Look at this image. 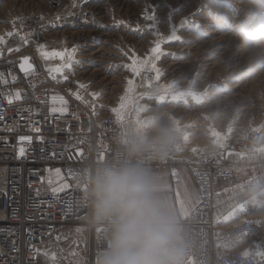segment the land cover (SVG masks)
Segmentation results:
<instances>
[{
    "label": "built area",
    "instance_id": "2783aa9c",
    "mask_svg": "<svg viewBox=\"0 0 264 264\" xmlns=\"http://www.w3.org/2000/svg\"><path fill=\"white\" fill-rule=\"evenodd\" d=\"M82 4L85 0H68L66 10L26 14L13 30L16 35L0 43V63L18 66L26 50L43 44L61 24L86 25ZM20 74L19 84L0 88V264H37L43 253L58 250L66 238L75 239L83 230L87 264H97L108 244L109 226L92 219L87 179L96 167L127 159L138 135L123 129L100 95L72 90L38 67L29 76ZM144 78L151 81L154 74L146 72ZM54 97L66 102V114H60ZM175 135L176 143L165 156L145 154L139 162L148 169H164L174 185L180 183V168L190 169L198 198L186 220L178 223L187 228L183 264H264V256L242 247L252 220L218 230L213 216L216 186L234 176L231 156L245 159L258 153L262 132L241 130L221 145L197 148L186 156H179L187 149ZM55 168L60 176L51 181ZM63 184L69 188L54 195L53 189Z\"/></svg>",
    "mask_w": 264,
    "mask_h": 264
},
{
    "label": "rangeland",
    "instance_id": "374dc122",
    "mask_svg": "<svg viewBox=\"0 0 264 264\" xmlns=\"http://www.w3.org/2000/svg\"><path fill=\"white\" fill-rule=\"evenodd\" d=\"M67 3L68 0H0V38H5L9 36L7 33L13 32L15 26L19 23L21 16H25L26 14L29 15L33 11L43 9L56 11L60 8V10H66L68 6ZM252 3L253 0H124V2L123 0H87V2L85 0V4H82L81 6H84L86 14H89L88 23L83 26H77L71 23L61 24L52 30L48 39L44 41V44L41 46H43V50L50 53L56 51L57 49H65L64 52L67 51L69 53L75 48L76 52L73 54L72 60L78 63H72L71 69L69 70L67 68L64 71L65 74L56 79L66 82L72 90H85L100 95L105 100L106 105L115 113L123 129L133 132L138 136L148 132L154 122H164L173 129L175 134L180 135L184 139L187 149L186 151L189 152L209 145H221L223 142L229 140L233 134L241 130L261 131L262 140L258 146V155H256L258 162H255L256 165L246 164L253 165V167H245L246 165L242 166L241 171H239L228 184L232 185L237 182L241 183L236 188L231 187V189L229 188V191L222 194V196L227 198L225 203H221L222 199L220 198L221 208L225 212H229L234 208L242 207V212L246 214L243 219L246 218L252 220L253 226L250 231L252 236L246 241L245 246H247L246 250L257 253L262 250L264 251V57L261 58L262 60L260 59L257 62L249 64L243 56L238 43L233 39L235 34L234 32L237 31V26L241 22L240 20H242L246 16V13L249 12ZM255 3L259 6L257 0H255ZM200 5L206 6L201 7ZM165 6H168L169 8H165ZM104 7H106V9ZM259 7L264 8L262 6ZM203 8L205 10H203ZM192 10L195 11L192 13ZM106 12L108 14H106ZM217 13H223V18L221 19L218 17ZM235 13L238 14L236 15ZM164 14L166 19L164 18ZM190 14L193 15H191L193 19L190 18L188 20L187 16H190ZM146 17H154V19L148 20ZM185 18L187 19L186 21L184 20ZM106 19L109 22L106 21ZM163 20L166 21V23ZM13 21H15V23H13ZM261 21L264 22V17L261 18ZM131 23L134 27H132ZM143 25L149 28L138 29ZM232 25L234 27H232ZM181 29L184 31H181ZM146 30L147 32H145ZM214 31L216 32V35ZM101 32H104L106 36H102ZM164 33H166V35ZM191 34L194 37H192ZM173 35L177 36V40L171 39ZM225 35L227 38L221 37ZM199 37L201 39H199ZM216 39L223 42L222 46L225 47L224 49L215 50L213 48V42L215 43ZM142 40L145 41L142 43ZM205 40L206 42L204 43ZM120 43L122 44V47L124 46V48H121ZM157 43H159V45L161 44L160 53L153 55L151 50ZM194 45L199 46V52L204 54V56H194L193 52L185 53L182 50L185 46L193 47ZM228 47L232 49L230 50ZM200 49H202L203 52ZM223 50L225 53H222ZM179 54L182 56L180 57ZM205 55L210 58L211 62L220 61L218 64L219 68H217V70L213 73H208L207 71H201L199 69V65L201 63L200 61L204 62L203 58H207ZM238 55L241 59H244L241 60ZM216 57H218V59H216ZM188 58L193 61L190 60L189 62ZM225 58L226 61L228 60L227 62L225 61ZM196 59L200 61H196ZM34 61L35 66L46 72L40 63L39 58H35ZM244 61L247 63L244 64ZM134 62L136 67H140V70L135 74L129 70L134 65ZM220 63L222 65H220ZM238 64H241V66ZM227 65L230 67L237 66L240 69L245 67V70L240 73L241 70L237 68L235 74L230 75L231 79H229L230 77L226 74L231 72L232 68H225L228 67ZM176 66L180 68V71H182H179V74L175 73L173 75L172 73L174 72L171 71L170 67ZM182 67L185 69L183 70ZM163 69H165L166 72ZM95 70L96 72H94ZM99 70L100 72H98ZM218 70L220 71L219 73ZM223 70L224 73H222ZM146 72H151L156 75V81L154 83L156 86L154 89H148L146 94H141L139 89ZM0 74H2V79L4 80V83L0 84V88L2 89L15 86L22 81L21 74L13 62L8 61L0 63ZM204 75H207L208 80ZM218 77L219 79H217ZM252 79L254 81H252ZM202 81H204V83H202ZM236 81L242 88L245 89L246 87V89L242 91L243 93L240 92L239 95L244 98L242 100H244L245 103L250 99L246 103L247 106L249 105V112H247L250 113V115L247 113V116L245 113L243 116L238 117L237 113L239 114L240 112L235 114V108L232 104L229 105L232 110H230V108L227 109V111L230 110V112L226 111L223 117L217 116L216 118L214 111L208 112L206 110H198V108H206L209 104L216 102L215 97L209 94L213 89L216 88L227 91L226 85L230 82L233 83ZM128 83L131 84L129 85ZM238 92L239 91L237 90H232L230 93L233 95ZM244 92L246 96L244 95ZM247 97L249 99H245ZM190 102H193L196 105H193ZM170 105L171 108H169ZM192 106H196L197 109ZM163 107L168 109L166 114L169 113V116L166 114V116L164 114H160L159 109ZM179 111L180 113H178ZM203 111L205 112L203 113ZM182 113L183 115H181ZM202 113L203 115H200ZM186 116L187 119H185ZM195 128L196 130H194ZM57 172L59 171L55 168L49 174V179L51 181L57 178ZM234 195H237V201H235ZM249 200H252L253 202L248 204ZM240 202H242V204H240ZM52 256H55L54 260L51 259ZM87 257L88 238L87 233L83 230L76 236L75 239L66 238L58 250L43 253L37 264H87Z\"/></svg>",
    "mask_w": 264,
    "mask_h": 264
},
{
    "label": "clouds",
    "instance_id": "9594fccd",
    "mask_svg": "<svg viewBox=\"0 0 264 264\" xmlns=\"http://www.w3.org/2000/svg\"><path fill=\"white\" fill-rule=\"evenodd\" d=\"M223 18V13H217ZM264 8L253 0L233 39L249 64L264 57ZM176 135L164 122H154L128 148L127 159L96 167L88 176L87 197L94 222H107L108 244L97 264H183L186 244L150 169L145 154L162 158Z\"/></svg>",
    "mask_w": 264,
    "mask_h": 264
},
{
    "label": "bare ground",
    "instance_id": "6f19581e",
    "mask_svg": "<svg viewBox=\"0 0 264 264\" xmlns=\"http://www.w3.org/2000/svg\"><path fill=\"white\" fill-rule=\"evenodd\" d=\"M8 1V0H7ZM137 1V0H136ZM140 1V0H139ZM189 1V0H188ZM261 2H262V4L264 5V0H260ZM86 2H87V0H86ZM123 2H124V0H123ZM134 2V1H133ZM258 2V1H257ZM140 3V2H139ZM158 3H159V1H158ZM196 3V2H195ZM119 4V3H118ZM160 4H162V3H160ZM199 4V3H198ZM209 4V3H208ZM249 4H251V3H249ZM248 4V5H249ZM259 4V3H258ZM133 5V4H132ZM138 5V4H137ZM166 5V4H165ZM168 5V4H167ZM184 5H186V4H184ZM247 5V6H248ZM257 5V4H256ZM164 6V5H163ZM183 6V5H182ZM197 6V5H196ZM201 6V5H200ZM203 6H206V5H203ZM203 6H201V7H203ZM208 6V5H207ZM237 6H240V5H237ZM236 6V7H237ZM244 6H245V4H244ZM259 6H261L260 4H259ZM103 7V6H102ZM108 7V6H107ZM168 6H165V8H167ZM186 7H188V6H186ZM191 7H193V6H191ZM210 8H212L211 6H209ZM105 9H106V7H104ZM117 8V7H116ZM169 8V7H168ZM181 8V7H180ZM190 8V7H189ZM194 8V7H193ZM238 8V7H237ZM245 8V7H244ZM249 8V7H248ZM187 9V8H186ZM191 9V8H190ZM110 10V9H109ZM114 10V9H113ZM112 10V11H113ZM118 10V9H117ZM165 10V9H164ZM196 10V9H195ZM195 10H192V13H193V11H195ZM203 10H205L204 8H203ZM210 10V9H209ZM213 10V9H212ZM241 10H242V8H241ZM245 10V9H244ZM250 10V9H249ZM183 11V10H182ZM236 11V10H235ZM49 13V12H52L50 9H43V10H36V11H33V12H31V13ZM184 12V11H183ZM189 12V11H188ZM202 12V11H201ZM207 12V11H206ZM247 12V11H246ZM163 13V12H162ZM191 13V12H190ZM106 14H108L107 12H106ZM184 14V13H183ZM204 14H206V13H204ZM236 14V13H235ZM238 14V13H237ZM236 14V15H237ZM247 14V13H246ZM89 14H86L85 16L86 17H89L88 16ZM155 15V14H154ZM158 15H160V14H158ZM191 15L192 14H190V16H187L188 17V20L191 18V19H193L192 17H191ZM242 15V14H241ZM104 16V15H103ZM110 16V15H109ZM180 16V15H179ZM184 16V15H183ZM193 16V15H192ZM108 17V16H107ZM156 17V16H155ZM158 17V16H157ZM162 17H163V15H162ZM181 17H182V14H181ZM239 17V16H238ZM164 18H165V14H164ZM205 18V17H204ZM25 18H24V16H21L20 17V21H19V23H21V21H23ZM104 19V18H103ZM108 19V18H107ZM106 19V21H108ZM111 19V18H110ZM114 19V18H113ZM159 19V18H158ZM166 19V18H165ZM182 19V18H181ZM202 19V18H201ZM211 19V18H210ZM122 20V19H121ZM125 20V19H124ZM185 21L187 20L186 18L184 19ZM209 20V19H208ZM148 21V20H147ZM155 21V20H154ZM164 21V20H163ZM210 21H212V20H210ZM241 21V20H240ZM109 22V21H108ZM108 22H106V23H108ZM114 22H116V21H114ZM127 22V21H126ZM151 22V21H150ZM158 22H160V21H158ZM165 23H166V21H164ZM236 22V21H235ZM133 23V22H132ZM132 23H131V25H132ZM135 23H137V22H135ZM153 23V22H152ZM156 23H157V21H156ZM239 23V22H238ZM124 24V23H123ZM162 24V23H161ZM175 24H176V22H175ZM234 24V23H233ZM115 25H116V23H115ZM126 25V24H125ZM159 25V24H158ZM185 25V24H184ZM202 25V24H201ZM215 25V24H214ZM236 25V24H235ZM108 26H109V24H108ZM114 26V25H113ZM119 26V25H118ZM160 26V25H159ZM171 26V25H170ZM132 27H134L133 25H132ZM137 27V26H136ZM155 27V26H154ZM185 27H187V26H185ZM205 27V26H204ZM232 27H234L233 25H232ZM238 27V26H237ZM149 27H146L145 25H143V26H140L138 29H148ZM158 28V27H157ZM156 28V29H157ZM183 28V27H182ZM199 28V27H198ZM117 29V28H116ZM128 29V28H127ZM135 29V28H134ZM133 29V30H134ZM151 29V28H150ZM162 29V28H161ZM169 29V28H168ZM168 29H166V30H168ZM185 29V28H184ZM109 30V29H108ZM186 30V29H185ZM110 31V30H109ZM108 31V32H109ZM119 31V30H118ZM125 31V30H124ZM137 31V30H136ZM154 31V30H153ZM152 31V32H153ZM158 31H160V30H158ZM157 31V32H158ZM169 31V30H168ZM181 31H184V30H182L181 29ZM217 31V30H216ZM1 32V31H0ZM145 32H147V30L145 31ZM164 32H165V30H164ZM176 32H179V31H176ZM189 32V31H188ZM215 32V31H214ZM236 32V31H235ZM234 32V33H235ZM111 33V32H110ZM109 33V34H110ZM122 33V32H121ZM128 33V32H127ZM137 33V32H136ZM149 33V32H148ZM147 33V34H148ZM159 33V32H158ZM168 33V32H167ZM174 33V32H173ZM172 33V34H173ZM186 33V32H185ZM112 34V33H111ZM114 34V33H113ZM135 34V33H134ZM156 34V33H155ZM154 34V35H155ZM165 35H166V33H164ZM182 34V33H181ZM187 34V33H186ZM185 34V35H186ZM218 34V33H217ZM229 34V33H228ZM101 35L102 36H106V34L104 33V32H101ZM123 35V34H122ZM125 35H126V33H125ZM151 35H152V33H151ZM153 35V36H154ZM164 35V36H165ZM192 35V34H191ZM215 35H216V32H215ZM222 35V34H221ZM231 35V34H230ZM120 36V35H119ZM130 36H131V34H130ZM145 36V35H144ZM162 36V35H161ZM180 36V35H179ZM182 36V35H181ZM198 36V35H197ZM200 36V35H199ZM219 36V35H218ZM111 37V36H110ZM123 37V36H122ZM129 37V36H128ZM192 37H194L193 35H192ZM196 37V36H195ZM211 37V36H210ZM221 37H226V35L225 36H221ZM221 37H219V38H221ZM232 37V36H231ZM102 38V37H101ZM107 38V37H106ZM124 38V37H123ZM138 38V37H137ZM136 38V39H137ZM147 38V37H146ZM227 38V37H226ZM229 38V37H228ZM112 39V38H111ZM142 39H144V38H142ZM153 39V38H152ZM184 39V38H183ZM199 39H201L200 37H199ZM211 39V38H210ZM105 40H107V39H105ZM116 40V39H115ZM120 40H121V38H120ZM129 40H130V38H129ZM146 40V39H145ZM145 40H142V43L145 41ZM170 40V39H169ZM212 40V39H211ZM210 40V41H211ZM221 40V39H220ZM137 41V40H136ZM148 41V40H147ZM189 41V40H188ZM203 41V40H202ZM207 41H208V39H207ZM213 41V40H212ZM226 41V40H225ZM228 41V40H227ZM156 42V41H155ZM160 42V41H159ZM191 42V41H190ZM194 42V41H193ZM206 42V40L204 41V43ZM123 43V42H122ZM127 43H129V42H127ZM131 43V42H130ZM163 43V42H162ZM169 43V42H168ZM195 43H197V42H195ZM212 43V42H211ZM44 44V43H43ZM121 44V43H120ZM185 44V43H184ZM200 44V43H199ZM207 44V43H206ZM214 44V45H213ZM213 48L215 49V50H220V49H224L225 47H223L222 46V44H223V42L222 41H219V40H217L216 39V42L214 43L213 42ZM42 44H40V45H38V46H36L35 48H33V49H30V50H26V53H25V56H27V57H29V59H30V61H31V59L33 58V59H35V58H39V60H40V63H41V65H42V67L45 69V71H46V73L49 75V77H51L52 79H55V78H58L59 76H62V75H64L65 73H64V71L67 69V68H65L64 67V65H67L68 63H69V59H68V56L67 55H65L63 58H59V57H57V58H52V59H49V60H44L43 58H42V56H41V54H40V52H38L37 51V48L38 47H40ZM91 45V44H90ZM103 46H105V45H103ZM120 46V45H119ZM126 46V45H125ZM160 46H161V44H160ZM205 46V45H204ZM228 46H229V44H228ZM235 46V45H234ZM90 47V46H89ZM108 47V46H107ZM167 47V46H166ZM176 47V46H175ZM87 48H88V46H87ZM121 48H124V46L122 47V44H121ZM177 48V47H176ZM227 48V47H226ZM229 48V47H228ZM68 49V48H67ZM230 50L232 49V48H229ZM236 49V48H235ZM65 50V49H64ZM64 50H62V49H57L56 51H54V52H64ZM100 50V49H99ZM103 50V49H102ZM111 50V49H110ZM175 50V49H174ZM182 50L185 52V53H189V52H193V55L194 56H198V57H200V56H204V54H202V53H200L199 52V46H196V45H194L193 47H188V46H185L184 48H182ZM200 50H202V49H200ZM207 50V49H206ZM214 50V51H215ZM44 52H48V51H45V50H43ZM69 51V50H68ZM95 51V50H94ZM114 51V50H113ZM179 51V50H178ZM71 52V51H70ZM69 52V53H70ZM90 52V51H89ZM97 52V51H96ZM102 52V51H101ZM100 52V53H101ZM105 52V51H104ZM116 52V51H115ZM118 52V51H117ZM120 52V51H119ZM182 52V51H181ZM183 52V53H184ZM202 52H203V50H202ZM218 52V51H217ZM224 52V50L222 51V53ZM48 53H50V52H48ZM65 53H68L67 51H65ZM82 53V52H81ZM94 53V52H93ZM179 53V52H178ZM225 53V52H224ZM77 54V53H76ZM95 54V53H94ZM104 54H106V53H104ZM192 54V53H191ZM217 54V53H216ZM221 54V53H220ZM230 54V53H229ZM84 55V54H83ZM88 55V54H87ZM92 55V54H91ZM108 55V54H107ZM118 55H120V54H118ZM171 55H172V53H171ZM180 55V54H179ZM218 55V54H217ZM228 55V54H227ZM226 55V56H227ZM237 55V54H236ZM86 56V55H85ZM94 56V55H93ZM103 56V55H102ZM182 55H180V57H181ZM189 56V55H188ZM205 56H207V55H205ZM225 56V55H224ZM239 56V55H238ZM240 56H241V54H240ZM240 56H239V58H240ZM82 57V56H81ZM97 57V56H96ZM100 57V56H99ZM116 57V56H115ZM171 57V56H170ZM176 57V56H175ZM178 57V56H177ZM187 57V56H186ZM235 57H237V56H235ZM84 58V57H83ZM89 58H91V57H89ZM111 58V57H110ZM192 58H193V56H192ZM202 58V57H201ZM221 58V57H220ZM97 59H98V57H97ZM105 59V58H104ZM116 59H117V57H116ZM170 59V58H169ZM174 59V58H173ZM194 59V58H193ZM200 59V58H199ZM212 59V58H211ZM216 59H218V57H216ZM223 59V58H222ZM228 59V58H227ZM241 59V58H240ZM242 59H244V58H242ZM241 59V60H242ZM87 60V59H86ZM89 60V59H88ZM94 60V59H93ZM119 60V59H118ZM118 60H116V61H118ZM190 58H188V61L190 62ZM236 60V59H235ZM237 60H239V59H237ZM262 60V59H261ZM121 61V60H120ZM177 61V60H176ZM191 61H193V60H191ZM195 61V60H194ZM196 61H200V60H197L196 59ZM203 61L204 62H202V61H200L199 63H200V70L201 71H207L208 73L209 72H214L215 70H217V68H219L218 66V64H219V62H217V61H213V62H211L210 61V58L207 56V58H203ZM225 61H226V58H225ZM228 61V60H227ZM226 61V62H227ZM240 61V60H239ZM239 61H236V62H239ZM246 61V60H245ZM244 61V62H245ZM33 64H34V60L33 61H31ZM95 62V61H94ZM113 62V61H112ZM264 62V61H263ZM110 63V62H109ZM165 63V62H164ZM163 63V64H164ZM167 63H171V62H167ZM223 63V62H222ZM225 63V62H224ZM231 63V62H230ZM242 63V62H241ZM247 62H245L244 64H246ZM101 64V63H100ZM180 64V63H179ZM233 64H236V63H233ZM232 64V65H233ZM264 64V63H263ZM263 64H262V66H263ZM90 65V64H89ZM103 65V64H102ZM165 65H166V63H165ZM176 65V64H175ZM191 65V64H190ZM220 65H222L221 63H220ZM231 65V64H230ZM238 65H240L241 66V64H238ZM93 66V65H92ZM101 66V65H100ZM113 66V65H112ZM169 66V65H168ZM174 66V65H173ZM179 66V65H178ZM182 66V65H181ZM185 66V65H184ZM189 66V65H188ZM228 66V65H227ZM239 66V67H240ZM244 66V65H243ZM256 66V65H255ZM86 67V66H85ZM177 67V66H176ZM170 67V69H171V71L172 72H174V73H172L173 75L175 74V73H178L179 74V71H180V68L179 67ZM225 67V66H224ZM260 67V66H259ZM34 68H36L37 69V67L35 66V64H34ZM51 68H62V72L61 73H53V72H50L49 71V69H51ZM102 68V67H101ZM100 68V69H101ZM140 68V67H139ZM168 68V67H167ZM186 68H187V66H186ZM222 68V67H221ZM225 68H232L231 70V72H229L228 74H226V75H228V77H230V75H232V74H235V72L237 71L236 69L238 68L237 66H233V67H230V66H228V67H225ZM254 68V67H253ZM104 69V68H103ZM122 69V68H121ZM182 69L184 70L185 68H183L182 67ZM191 69V68H190ZM238 69H240V68H238ZM255 69V68H254ZM87 70V69H86ZM97 70V69H96ZM96 70L94 71V72H96ZM109 70V69H108ZM163 70H165V69H163ZM188 70V69H187ZM225 70V69H224ZM224 70H223V72L222 73H224ZM241 70V72L240 73H242V72H244V70H245V67L244 68H241L240 69ZM257 70V69H256ZM83 71V70H82ZM88 71V70H87ZM110 71V70H109ZM152 71V70H151ZM168 71V70H167ZM182 71V70H181ZM180 71V72H181ZM193 71H195V70H193ZM226 71H228V70H226ZM90 72V71H89ZM98 72H100V70L98 71ZM97 72V73H98ZM165 72H166V70H165ZM164 72V73H165ZM188 72V71H187ZM192 72V71H191ZM191 72H189V73H191ZM217 72V71H216ZM220 71L218 70V73H219ZM92 73H93V71H92ZM103 73V72H102ZM171 73V72H170ZM204 73V72H203ZM211 73V74H212ZM80 74V73H79ZM84 74V73H83ZM87 74V73H86ZM89 74V73H88ZM96 74V73H95ZM167 74H169V73H167ZM171 74V75H172ZM186 74V73H185ZM205 74V73H204ZM82 75V74H81ZM98 75V74H97ZM103 75V74H102ZM182 75V74H181ZM203 75V74H202ZM224 75V74H223ZM225 75V76H226ZM204 76H206V78H207V75H204ZM259 76V75H258ZM155 77H156V75L154 74V79H152L151 81L150 80H148V78H143V81H142V84H141V86H140V89H139V92L141 93V94H146L147 93V91H148V89H154L155 88V81H156V79H155ZM222 77V76H221ZM236 77H237V75H236ZM235 77V78H236ZM260 77V76H259ZM226 78V77H225ZM262 78V77H261ZM264 78V77H263ZM133 79V78H132ZM204 79H205V77H204ZM217 79H219V77L217 78ZM221 79V78H220ZM229 79H231V77L229 78ZM254 79V78H253ZM252 79V81H254ZM258 79V78H257ZM207 80H208V78H207ZM212 80H215V79H212ZM233 80V79H232ZM235 80V79H234ZM205 81V80H204ZM204 81H202V83H204ZM229 81V80H228ZM131 82V81H130ZM133 82H134V80H133ZM215 82V81H214ZM243 82V81H242ZM247 82V81H246ZM114 83V82H113ZM201 83V82H200ZM216 83V82H215ZM215 83H213V84H215ZM217 83H218V81H217ZM249 83H251V82H249ZM248 83V84H249ZM129 85L131 84V83H128ZM216 85H218V84H216ZM245 85V84H244ZM246 85H247V83H246ZM245 85V86H246ZM133 86V85H132ZM245 86H243V87H245ZM249 86H250V84H249ZM200 87V86H199ZM248 88V87H247ZM131 89H132V87H131ZM226 89H227V91H224V90H219V89H213L212 90V92H210L209 94L210 95H212V96H214L215 97V99H216V102L215 103H213V104H209V106L208 107H204V108H198V110L199 111H201V110H206V111H214V114H215V116H216V118H217V116H224V114L226 113V111H227V109H229L230 107H229V105L230 104H232V105H234L233 107L235 108L234 110H235V114L237 113V112H240L239 114L237 113V116L238 117H241V116H243L245 113H246V115H247V113L249 112L248 111V106H247V102L250 100L248 97L247 98H245V99H249L246 103H245V101L244 100H242V99H244V98H242V97H240V92H242V91H244L245 89H246V87H245V89L244 88H242L241 86H240V84L236 81V82H233V83H229V84H227L226 85ZM229 90V91H228ZM232 90H237V91H239L238 93H236V94H231L230 92L232 91ZM145 91V92H144ZM211 91V90H210ZM139 92H138V94H139ZM247 92V91H246ZM133 93V92H132ZM137 93V92H136ZM243 93V92H242ZM244 95L246 96V94H245V92H244ZM245 96H243V97H245ZM210 100V99H209ZM252 100V99H251ZM256 101V100H255ZM207 102V101H206ZM191 103V102H190ZM255 103V102H254ZM191 104H193V105H196V104H194L193 102L191 103ZM203 104V103H202ZM249 104V103H248ZM256 104H257V102H256ZM180 105V104H179ZM200 105V104H199ZM250 106H252V105H250ZM174 107H176V106H174ZM184 107V106H183ZM192 107H196V106H192ZM232 107V106H231ZM123 108V107H122ZM169 108H171V105H170V107ZM125 109V108H124ZM179 109V108H178ZM190 109V108H189ZM188 109V110H189ZM196 109H197V107H196ZM172 110V109H171ZM175 110V109H174ZM179 110H181V109H179ZM183 110H185V109H183ZM230 110H232L231 108H230ZM230 110L229 111H227V112H230ZM233 110V111H234ZM252 110V109H251ZM155 111V110H154ZM158 111V110H157ZM159 111H160V114H166L167 113V111H168V109H165L164 107L163 108H160L159 109ZM187 111V110H186ZM197 111V110H196ZM248 111V112H247ZM205 111H203V113H204ZM211 112V113H212ZM177 113V112H176ZM178 113H180V111L178 112ZM194 113V112H193ZM203 113L202 114H200V115H203ZM232 113V112H231ZM169 114V113H168ZM168 114H166V115H168ZM170 114H171V112H170ZM210 114V113H209ZM213 114V115H214ZM230 114V113H229ZM249 115H250V113H248ZM122 115V114H121ZM120 115V116H121ZM165 115V116H166ZM180 115V114H179ZM181 115H183V113L181 114ZM199 115V114H198ZM199 115V116H200ZM228 115V114H227ZM169 116V115H168ZM176 116H178V115H176ZM189 116H190V114H189ZM205 116V115H204ZM210 116H211V114H210ZM209 116V117H210ZM248 116V115H247ZM159 117V116H158ZM163 117V116H162ZM191 117V116H190ZM214 117V116H213ZM168 118V117H167ZM184 118V117H183ZM194 118V117H193ZM228 118V117H227ZM244 118V117H243ZM159 119V118H158ZM185 119H187V116H186V118ZM194 119H196V118H194ZM210 119V118H209ZM212 119V118H211ZM214 119V118H213ZM224 119V118H223ZM164 120V119H163ZM165 120H167V119H165ZM190 120V119H189ZM189 120H187V121H189ZM225 120H226V118H225ZM234 120V119H233ZM161 121V120H160ZM203 121V120H202ZM223 121V120H222ZM221 121V122H222ZM192 122V121H191ZM197 122H198V120H197ZM218 122V121H217ZM224 122V121H223ZM230 122V121H229ZM195 123V122H194ZM199 123V122H198ZM204 123H206V122H204ZM187 124V123H186ZM196 124V123H195ZM203 124V123H202ZM214 124V123H213ZM216 124V123H215ZM218 124V123H217ZM224 124V123H223ZM197 125V124H196ZM196 125H194V126H196ZM210 125V124H209ZM207 126V125H206ZM193 127V126H192ZM205 127V126H204ZM203 127V128H204ZM218 127V126H217ZM193 129V128H192ZM207 129V128H206ZM205 129V130H206ZM194 130H196V128L194 129ZM194 132V131H193ZM246 216V215H245ZM250 216V215H249ZM236 223V222H235ZM231 226V225H230ZM218 227V226H217ZM229 227V226H228ZM224 228V227H223ZM252 236V235H251ZM259 254V255H258ZM256 255L258 256V257H260L261 258V256H264V251L262 250V251H259V252H257L256 253Z\"/></svg>",
    "mask_w": 264,
    "mask_h": 264
},
{
    "label": "crops",
    "instance_id": "0c3cea01",
    "mask_svg": "<svg viewBox=\"0 0 264 264\" xmlns=\"http://www.w3.org/2000/svg\"><path fill=\"white\" fill-rule=\"evenodd\" d=\"M187 151L182 152L179 156H186ZM257 154L250 155L246 157L245 159H242L238 157L237 155L231 156V161H233L234 166V176L241 171V167L246 164H253L256 165L255 162L257 160L256 158ZM253 165H246L245 167H253ZM244 170V169H243ZM151 173L158 181V187L162 194L164 195L167 204L169 208L172 210L174 215L177 218L178 223L184 222L188 216V213L191 211V209L195 206L198 198L197 188L195 181L193 179V176L190 172V169L187 167H181L180 168V183L174 185L170 178L166 176V171L164 169L159 170L156 168H150ZM232 178V179H233ZM230 181L228 182H220L216 186V194L214 195V209H213V216H214V222L216 225V228L223 229L234 224L235 222L243 219V217L246 215L242 212V207L240 208H234L229 212H225L221 208L220 204V198L222 199L221 203H225L226 199L225 196H222L223 193L229 191V188L231 187L236 188L241 182L233 183L232 185H229ZM238 191V190H236ZM235 196V201H237V195ZM252 200L248 201V204L252 203ZM242 204V202H240ZM181 229V236L184 239L187 238V228L183 225H180ZM218 226V227H217ZM251 237V234L247 237L246 241ZM243 244V248L246 249V244ZM250 251V250H249Z\"/></svg>",
    "mask_w": 264,
    "mask_h": 264
},
{
    "label": "snow or ice",
    "instance_id": "6c2138e0",
    "mask_svg": "<svg viewBox=\"0 0 264 264\" xmlns=\"http://www.w3.org/2000/svg\"><path fill=\"white\" fill-rule=\"evenodd\" d=\"M146 19L153 20L154 17H146ZM13 23H15V21H13ZM7 35L13 36V35H16V33L15 32L7 33ZM20 39L23 40V37H20ZM171 39L172 40H177V36L173 35L171 37ZM0 43H4L3 38H0ZM16 50L18 51L19 49H16ZM37 51L40 52V54H41V56H42V58L44 60H49V59L57 58V57L63 58L65 55H67L68 59H69V63L67 65H64V67L68 68L69 70L71 69L72 63H78V62L72 60V56L76 52L75 48L72 49V51L70 53H65V52H51V53H48V52H44L43 51V46H40V47H38ZM151 51H152L153 55H156V54L160 53V45H159V43H157L156 46ZM20 69H21L22 72H25L26 74H28V73H30L32 71L31 65L29 64V61H28L27 58H24L21 61ZM129 70L132 71L133 74H135L136 72H138L140 70V68L136 67L135 66V62H134V65ZM49 71L53 72V73H61L62 72V68H51V69H49ZM2 83H4V80L2 79V74H0V84H2ZM14 97L16 99H19L20 98V94L19 93H15ZM76 98L80 99L79 96H77ZM8 103L11 104L12 100H8ZM53 103H58L61 106L60 109H59L61 115L66 114L65 113L66 102L63 100V98L54 97L53 98ZM52 111L55 112V111H57V109L53 108ZM3 118L4 117L2 115H0V120H2ZM21 140H24V138H21ZM28 142H30V141H28ZM23 152H24V150L21 148L20 151H19V155H23ZM78 155H79V153H78ZM56 175H57V177H59L60 173L57 172ZM68 188H69V185L63 184L61 188L53 189V194L57 195L59 192H63L65 190H67ZM66 209H68V210L71 209V202H67L66 203ZM51 259L54 260L55 256H52Z\"/></svg>",
    "mask_w": 264,
    "mask_h": 264
},
{
    "label": "water",
    "instance_id": "95a60500",
    "mask_svg": "<svg viewBox=\"0 0 264 264\" xmlns=\"http://www.w3.org/2000/svg\"><path fill=\"white\" fill-rule=\"evenodd\" d=\"M257 1H258V3H259L262 7H264V5L262 4V2H261L260 0H257ZM24 58H27V59H28L29 64L31 65V68H32V71H31L30 73H28V74H26L25 72H22L21 69H20V63H21V61H22ZM21 61H20V63H19L18 66H17V67H18V70H19L20 73H22V74L25 75V76H29V75H31V74H33V73L35 72L34 64L30 61L29 57L24 56V57L21 58Z\"/></svg>",
    "mask_w": 264,
    "mask_h": 264
}]
</instances>
